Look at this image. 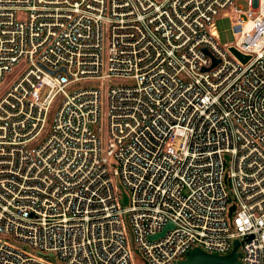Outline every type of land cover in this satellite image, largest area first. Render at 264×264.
I'll return each mask as SVG.
<instances>
[{
	"label": "built area",
	"instance_id": "2783aa9c",
	"mask_svg": "<svg viewBox=\"0 0 264 264\" xmlns=\"http://www.w3.org/2000/svg\"><path fill=\"white\" fill-rule=\"evenodd\" d=\"M21 62L0 95V264H177L235 240L264 264V0H0V86ZM110 77L130 81L107 87L104 144L92 81Z\"/></svg>",
	"mask_w": 264,
	"mask_h": 264
},
{
	"label": "rangeland",
	"instance_id": "374dc122",
	"mask_svg": "<svg viewBox=\"0 0 264 264\" xmlns=\"http://www.w3.org/2000/svg\"><path fill=\"white\" fill-rule=\"evenodd\" d=\"M240 4L242 3L244 5L243 1L239 2ZM231 21L227 17H218L216 19V28L219 33V40L221 43H232L233 42V35L231 33ZM103 43H104V48L102 51L103 55V60L106 62L107 59V33L104 32V37H103ZM28 66V63L26 62H21L17 66L13 68V70L5 76V79L3 80L1 86H0V95L2 92L8 88L15 80L18 78L22 72L26 69ZM129 79L126 78H120V77H110L108 79H98V80H93L92 82L99 86L101 88L102 92V97H101V117L100 121L93 125L92 128L95 133H97L101 137L102 143L105 144L107 141V100H106V90L109 85H113L115 83H127L129 82ZM87 81H82L79 82L76 86H81L83 83H86ZM56 110V104H53L50 108V112L48 114L47 118V124H49L53 118V115ZM112 162V161H111ZM186 254H183L181 258L178 259L180 261L181 259L185 258ZM133 258V264H145L144 260L140 257L139 253L136 251L133 252L132 255Z\"/></svg>",
	"mask_w": 264,
	"mask_h": 264
},
{
	"label": "water",
	"instance_id": "95a60500",
	"mask_svg": "<svg viewBox=\"0 0 264 264\" xmlns=\"http://www.w3.org/2000/svg\"><path fill=\"white\" fill-rule=\"evenodd\" d=\"M229 50L236 56L238 59L245 63L250 56L245 55L238 51L235 47L230 46ZM124 202L127 201V197L123 194ZM233 207L231 208V210ZM239 246L238 240L233 242L232 250L225 255L210 254L202 249L196 247L188 252L185 258L180 260L177 264H241L239 261L240 253L237 251Z\"/></svg>",
	"mask_w": 264,
	"mask_h": 264
}]
</instances>
